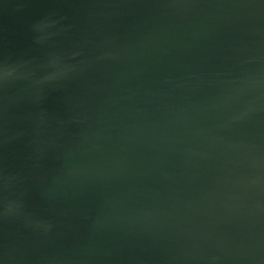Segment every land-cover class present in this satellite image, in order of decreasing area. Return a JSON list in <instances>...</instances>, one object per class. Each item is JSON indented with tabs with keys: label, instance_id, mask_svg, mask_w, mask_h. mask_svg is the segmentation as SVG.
Listing matches in <instances>:
<instances>
[{
	"label": "water",
	"instance_id": "95a60500",
	"mask_svg": "<svg viewBox=\"0 0 264 264\" xmlns=\"http://www.w3.org/2000/svg\"><path fill=\"white\" fill-rule=\"evenodd\" d=\"M0 264H264V0H0Z\"/></svg>",
	"mask_w": 264,
	"mask_h": 264
}]
</instances>
